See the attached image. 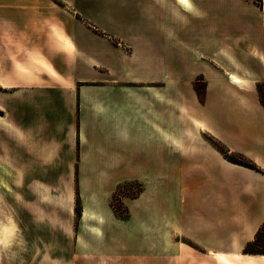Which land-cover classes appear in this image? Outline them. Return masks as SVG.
Returning a JSON list of instances; mask_svg holds the SVG:
<instances>
[{
  "label": "crops",
  "instance_id": "1",
  "mask_svg": "<svg viewBox=\"0 0 264 264\" xmlns=\"http://www.w3.org/2000/svg\"><path fill=\"white\" fill-rule=\"evenodd\" d=\"M107 1L145 4L151 14L165 2ZM167 1L171 11L180 14L190 4L205 0ZM94 2L0 0V95L7 100L22 101L19 111L7 120L20 130L25 142H29L24 146L11 145L10 149H24L25 154L29 149V155L52 158V164L62 165L61 171L57 169L53 173L56 176L52 179L57 180L73 178L74 154L79 153L80 175L91 166L96 178L112 181L105 195L115 182L134 178L148 180L149 167L146 165H153L152 170L159 173L165 172L167 167V175L175 178L177 142H172L171 137L168 147L173 149V155L168 150V155L162 157L143 158L140 155L146 144L157 152L156 136L161 135L162 120L168 119L169 130L172 129L171 115L166 116L160 98H156V95L160 97V90L156 85H149L159 83V77L145 79L137 76L138 72H129L130 66L134 69L149 65L139 57L138 50L130 55L113 46L107 36L92 31L73 12L61 6V3L73 6L74 12L80 13ZM236 3L244 12L255 16L248 2ZM248 21L237 18L236 24H241L238 30L241 26L243 29L254 26ZM168 32L175 36V27ZM132 35L135 33H127L126 37ZM250 41L255 44L252 36H236L241 48L244 44L250 45ZM185 44V51L190 55L192 47ZM159 48L153 45L154 68L160 67L162 62ZM131 57L136 62L131 61ZM236 77L245 78L231 72L226 92L217 94L222 106L218 104L216 126L213 125L216 135L231 150H236V94L239 90L235 85L245 81H237ZM160 81L169 86L171 107V86L175 102L177 81L171 77ZM145 82L149 83L142 84ZM173 122L175 127L176 115ZM39 125H45V129L38 128ZM8 130L9 137L13 131ZM260 139L262 141L251 132L245 152L264 168V147L260 144L264 137ZM229 163L237 169L231 176L222 167L215 178L207 171L189 177L198 185L203 181V186L211 188L212 193L207 195L195 194L196 190H192L177 202L169 199L165 206L160 200L164 195L155 193L152 201L147 198V188L128 203L130 216L127 219L116 217L110 209L106 219L109 228H101L102 232L96 233L98 244L108 246V255L116 261L113 264H264V254L244 252L264 223V173ZM9 164L13 169L12 160ZM226 179L234 181L230 196H226ZM85 213L84 208L82 219ZM94 220L98 224L102 221L97 217Z\"/></svg>",
  "mask_w": 264,
  "mask_h": 264
},
{
  "label": "rangeland",
  "instance_id": "2",
  "mask_svg": "<svg viewBox=\"0 0 264 264\" xmlns=\"http://www.w3.org/2000/svg\"><path fill=\"white\" fill-rule=\"evenodd\" d=\"M237 1L252 5L250 9L255 16L244 12ZM61 6L73 12L92 31L107 36L113 46L130 55L138 50L139 57L149 65L134 69L130 66L129 72H138L137 76L145 79L159 77V83L142 84L156 85L160 90V97L156 95V98H160L166 116L171 115L172 129L169 130L168 119L162 120L161 135L156 136L157 152L146 144L140 155L155 158L168 155V151L173 155V149L168 147L171 137L172 142H177L176 177L167 175V167L165 172L159 173L152 170L153 165H146L148 180L134 178L115 182L105 195L112 181L96 178L91 166L80 175L78 153L74 154L73 178L52 179L57 169L61 171V164L55 166L52 158L29 155V149H26L27 154L24 149H10L11 145L29 144L20 130L7 120L19 111L22 101L7 100L0 95V264H113L116 261L108 255V246L99 245L96 236L97 232H102L101 228H109L106 219L110 209L115 216L129 211L128 203L139 196L141 186L143 190L148 188L147 198L152 201L153 194L161 192L164 196L160 200L165 206L169 199L177 202L192 190H196L195 194L212 193L211 188L203 186V181L200 186L189 177L207 171L215 178L222 167L227 175H233L237 169L226 155L238 162H248L251 157L245 151L250 133L254 131L260 141L264 137V108L256 90L257 82L264 81V0H205L190 4L180 14L171 11L167 0L160 9L156 7L155 14H151L145 4L121 1L95 0L89 9L80 13H75L73 6L62 3ZM237 18H246L254 26L246 29L241 26L238 30L241 24H236ZM172 27L176 29L175 36L169 35ZM127 33L135 35L126 37ZM236 36H252L255 44L251 40L252 45L244 44L241 48ZM185 42L192 47L190 55L185 51ZM153 45L160 47L162 54L160 67L156 68L152 65ZM130 59L136 62L134 57ZM231 72L245 77H236L237 81H245L234 84L239 90L236 94V150H231L214 131L216 110L218 104L222 106L217 94L226 92ZM166 77L177 81L175 102L171 86V107L169 86L160 81ZM8 128L13 131L9 137ZM38 128L45 129V125ZM15 131H18L16 135ZM8 142L9 147H6ZM260 144L264 147V142ZM48 152L51 153V149ZM258 165L262 171L257 172L264 173L262 165ZM233 182L226 179V196L233 193ZM84 208L86 213L82 219ZM94 217L102 220L100 224Z\"/></svg>",
  "mask_w": 264,
  "mask_h": 264
},
{
  "label": "trees",
  "instance_id": "3",
  "mask_svg": "<svg viewBox=\"0 0 264 264\" xmlns=\"http://www.w3.org/2000/svg\"><path fill=\"white\" fill-rule=\"evenodd\" d=\"M256 90L258 93L259 102L262 105V107L264 108V81L257 82ZM222 153L224 155H226L225 152L222 151ZM225 158L228 159L232 163H235V164H238V165H241V166H244V167L256 170V171H262V168L251 158H249L248 162H238L235 159L229 158L227 155ZM142 190H143V186L140 187L138 194H140L142 192ZM114 212H116V211L114 210ZM116 216L120 219H127L129 216V211L126 210L125 213H121V214L116 213ZM263 231H264V223L260 227V229L258 230V232L256 234V238L254 239V241L248 242L247 245L245 246V248H244L245 253H250V254L262 253V254H264V242L261 243V238H262V240H264V236L261 237L263 234Z\"/></svg>",
  "mask_w": 264,
  "mask_h": 264
}]
</instances>
